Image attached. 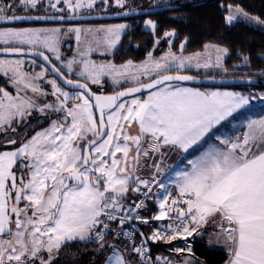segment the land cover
I'll use <instances>...</instances> for the list:
<instances>
[{"label": "snow or ice", "instance_id": "1", "mask_svg": "<svg viewBox=\"0 0 264 264\" xmlns=\"http://www.w3.org/2000/svg\"><path fill=\"white\" fill-rule=\"evenodd\" d=\"M100 6L104 11L120 9L116 14L122 16L137 12L129 0H0V55L39 57L48 65L30 77L22 70L23 59H0V72L11 73L17 93L30 89L33 94L13 97L0 89V131L7 133L6 125L16 117L23 123L33 112L57 115L49 128L13 150L0 151V264H54L61 249L73 242L94 243V255L104 257L96 264H172L166 257L153 258L149 242L187 240L193 233L200 235L209 223L219 228L217 237L224 238L227 264H264V117L247 120V131L240 136L217 137L223 147L210 146L188 160L189 167L175 172V194L158 179L169 153L198 149L215 134L217 125L249 104L251 97L240 93L181 86L180 82L197 80L188 74L193 68L227 72V48L208 43L201 52L178 55L171 50V38L176 36L172 30L154 36L155 45L164 39L170 46L164 56L155 58L149 52L140 64L131 60L120 66L97 64L87 59L92 45L104 47L105 53L115 49L129 25L12 26L32 20H79ZM153 7L149 3L139 13ZM227 8L228 25L242 21L264 27V19L239 5ZM21 11L25 14H18ZM33 11L44 15L28 14ZM143 23L155 34V20ZM65 32L84 47L62 61L59 47ZM89 36L92 40H82ZM187 42L186 37L179 45L181 53ZM243 62H249L247 55ZM48 74L53 76L47 80L50 93L34 82ZM105 77L119 88L134 86L114 95L92 92L89 83L103 86ZM145 92L146 98L137 95ZM47 96L55 101L37 102ZM259 98L264 100V94ZM133 124L136 134L131 132ZM5 144L17 141L6 135ZM154 185L163 193L157 194V213L148 218L141 212L152 199ZM150 220L171 222L150 235L137 229V222L149 225Z\"/></svg>", "mask_w": 264, "mask_h": 264}, {"label": "trees", "instance_id": "2", "mask_svg": "<svg viewBox=\"0 0 264 264\" xmlns=\"http://www.w3.org/2000/svg\"><path fill=\"white\" fill-rule=\"evenodd\" d=\"M136 3L138 4L134 8L146 7L148 0L136 1ZM153 4L155 5L153 9H157L155 12L125 18L129 21V28L111 56L114 63L143 59L152 48L154 36L162 37L165 31L174 30L176 36L173 50H178V44L186 37L188 42L183 51L185 53L203 51L204 44H218L229 50L228 56L224 59V66L229 71L226 77L257 79L254 85H232L221 88L233 90L257 88L264 91V30L242 21L228 25L225 20L228 5H239L250 15L264 19V0H168ZM166 4L172 7L162 6ZM145 16H150L157 22L158 29L155 34L142 28L141 20ZM164 46L163 48L166 47ZM161 50L162 48L156 52L161 53ZM244 55L249 57L247 64L243 62ZM3 85L5 81L0 78V88ZM188 242V249L203 264H224L229 258L224 251L208 248L203 238L194 237ZM173 244H157L153 251L166 252L173 247ZM96 247L94 243L85 245L74 242L66 245L61 249L54 264H96L97 260L102 262L104 257L94 255Z\"/></svg>", "mask_w": 264, "mask_h": 264}, {"label": "rangeland", "instance_id": "3", "mask_svg": "<svg viewBox=\"0 0 264 264\" xmlns=\"http://www.w3.org/2000/svg\"><path fill=\"white\" fill-rule=\"evenodd\" d=\"M136 1H144V0H129V3L131 4L132 8H134L135 5L138 4V3H136ZM166 1H168V0H148V4L149 3L153 4V3H157V2L163 3ZM111 2H112V0H110V3ZM49 11H51V10H49ZM119 11H121V10L117 9L115 7L109 8L107 11H104V10H102V6H100L95 11H92L90 13H85V15L95 14V13H115V12H119ZM125 11H127V9H125ZM18 14L23 15L25 13L21 11V12H18ZM28 14H30V15H44V12L33 11V12L28 13ZM228 14L229 13L227 10L225 17ZM251 16H253V15H251ZM149 18L153 19L150 16L143 17L141 20V26L143 29L150 31L153 34V32L150 29H147L144 27V23H143L144 19H149ZM153 20H155V19H153ZM116 24H127V25H129V21L127 19L110 21V22H103V21H98V22L65 21V22H61L60 21V22L53 23V24L52 23H39L37 25H32V24H26V23H19V24H15L12 26L26 27V28H48V29L60 27L62 29H66L72 25H76V26H80V27L85 28V29H87V28L98 29V28L108 27V26L116 25ZM251 25H253L259 29L264 30V27L257 26L254 23H252ZM168 31H172V30H168ZM122 36H123V34H122ZM122 36H121V38H122ZM171 39H172L171 50L176 52L178 55L183 54V55L187 56V55H191V54L195 53V52H192V53L183 52V53H181L179 51V45L184 40H182L178 44V50H173L172 47H173V44L175 42V37H173ZM82 40H89L90 41V40H92V37H90V36L89 37H82ZM119 44H120V42L117 44L115 49L108 50L107 53H105L104 47L97 48L95 46V44H93L92 47L94 48V50L90 52V54L87 56V59L94 61L97 64L111 62L117 66H120L129 60L122 62V63H114L112 61L111 56L113 55V53L115 52V50L117 49ZM163 45H165L166 47L164 46L165 48H163ZM0 46H2V45H0ZM82 47H84V45L78 44V42L76 41L75 36L73 34L65 32V34L61 38V43H60V47H59V55L61 56L62 61H65L66 59H71L74 55H76V53ZM169 47L170 46L168 45V43L164 39H161L160 43L158 45H155L153 42V45H152L150 52H152L153 57L159 58L161 56H164L169 51ZM221 47H223V46H221ZM161 48H162L161 53H160V51L156 52ZM46 54L50 55L52 57L53 62L58 67H63L62 61H55L53 54L47 53V52H46ZM147 55L148 54H146L145 57L139 61H133V60H131V61H133L134 64H140L142 61H144L147 58ZM18 58L24 60L22 70L25 73H27L30 77L37 74V73H40L42 71V67L38 64L37 61L35 64L32 63L33 58H31V57H28V56L27 57H16V56L0 55V59H18ZM77 58L79 59V57H77ZM228 73H229V71L224 72V71H221L220 69H210L207 71L204 69H200L199 71H197L196 69L193 68L188 74L195 75L197 77L217 78V77H226V75ZM9 76H11L10 72L7 74H5L4 72H0V78L5 81V85H3L0 89H4L8 93H10L13 97H15L17 95H19V96H33L30 89L27 90V92L22 90L19 93H17L16 87L13 85L12 81L9 79ZM52 78L53 77L46 75L43 80L34 81V82L36 84L40 85L44 92L50 93L52 91V89H51V86L47 84V80L52 79ZM142 79H146V78L142 77ZM89 86L93 90H107L110 93H113V92H116L119 90H124V89H126L127 86H134V85H126L125 88H119V87L112 84L110 78L105 77L103 86L94 85L91 83H89ZM211 88L212 87H204V89H211ZM219 88H221V87H219ZM64 90H66V89H64ZM247 91L249 93L248 95L251 97L250 109L248 111L241 112L240 115H235L234 119H229L228 121L224 122L221 126H218L214 130L215 134L211 135L210 138L209 137L205 138L207 141L206 143L201 142V145L198 147V149L189 150L187 155L190 157L185 155V153L177 151L176 153L179 156L176 158H173V160H171L169 162V167L171 169H168L166 174H165V169H163L164 171L158 177V179L159 178L161 179L165 175L164 179H169L170 182L172 183V185L175 186V184H174L175 172L180 171L182 169H185L186 167H189V165L187 164L188 160L195 159L196 157L201 155L204 151H206L210 146L223 147V145L220 143V139L235 138L236 136H240L241 135L240 131L242 128L241 124H244L245 122L247 123V120L252 119V118L260 119L261 117H264V100L259 98L262 94H264V91L259 90L257 88H249ZM0 95H2V94H0ZM139 95L146 98L147 93L139 94ZM33 99H37V97H33ZM124 99L130 100L131 97H127ZM45 101L48 103H53L55 101V97L47 96V97H40L37 99V102L40 104H42ZM69 106H71V103L69 104ZM55 119H57V115H55V114H50V113L49 114H43L40 112H33L31 116H28L25 118L23 123H20V118L16 117L15 121L11 124V126H7V125L5 126V127L9 128V131L7 133L0 131V146L2 147L5 145V136L6 135L10 138L15 136L16 139L17 140L19 139L21 142L25 139H30L33 135H35L36 132H39V131H42L44 129L49 128L50 122L52 120H55ZM44 120L48 121L47 125H45L44 127H41V128H37L33 132H29L30 129L34 128V126H36V125H39ZM10 127H15L17 129V131L15 133H12L10 131ZM246 131H247V129H246ZM131 132H132V134H136L137 125H135V124L132 125ZM217 137H219L220 139H217ZM18 142L19 141H17V143ZM16 146L18 147L17 144L16 145H10L9 147L11 149L7 148V149H3L1 151L13 150ZM117 155H120V154H117ZM13 170L15 171V168ZM143 174L144 173H141V175H143ZM20 175L21 174L19 172H17V176H20ZM23 175H24L25 179H27V173H24ZM172 192H176V189H173ZM22 206L23 205H21V207ZM200 232H201V234L200 235L195 234L196 235L195 237L203 238L204 242L208 248L224 251L226 254L229 255V252H228L227 248L225 247L224 238L222 236L218 238L216 235V233L219 232V228H215L212 226L211 223H209L208 225H205L200 230ZM188 240H191V239H188ZM174 246H176L175 243L173 244V247ZM110 251L111 250L109 249V252ZM109 252H107L106 255H108ZM170 256L172 257L173 264H199L198 261H201L200 259L195 257L192 254L191 250L189 251V249H186L184 252L171 253ZM45 257H46V254H45ZM37 264H38V262H37Z\"/></svg>", "mask_w": 264, "mask_h": 264}, {"label": "water", "instance_id": "4", "mask_svg": "<svg viewBox=\"0 0 264 264\" xmlns=\"http://www.w3.org/2000/svg\"><path fill=\"white\" fill-rule=\"evenodd\" d=\"M135 9H137V12L133 13L132 15H129V16L117 15L116 14L117 12H115V13H95V14L84 15V17L82 19L74 20L72 22L114 21V20H117V19H125V18H129V17H134V16L148 15V14H151V13H153V12H155L157 10L155 8L154 9L152 8L149 12H147L145 14H140L139 13V9L140 8H135ZM33 22L57 23V22H60V21H52V20L38 21V20H32V21L17 22L16 24H19V23H33ZM28 57H31V56H28ZM31 58L36 59L37 62L41 63L45 67H48V65L44 61H42L39 57H35V58L31 57ZM180 83L182 85L196 86V87H198V86L224 87V86H232V85H254L255 83H257V79L253 78V77H217V78L198 77L196 81H185V82H180ZM124 90H126V89H124ZM96 94L114 95L115 92H113V93L100 92V93H96ZM140 94H144V93H140ZM137 95H139V94H137ZM125 98H127V97H125ZM122 99H124V98H122Z\"/></svg>", "mask_w": 264, "mask_h": 264}, {"label": "built area", "instance_id": "5", "mask_svg": "<svg viewBox=\"0 0 264 264\" xmlns=\"http://www.w3.org/2000/svg\"><path fill=\"white\" fill-rule=\"evenodd\" d=\"M154 188L156 190V187L154 185ZM171 194H175L174 192H170ZM155 191L152 193V199L148 200L147 203V209L141 212V215L151 218L152 216H154L157 211H158V203H156V201L158 200V198L155 197ZM171 221L168 220H164V221H155V220H150V224L149 225H142L139 224V222H137V229L139 231L144 232L146 235H150L152 233L153 230H155L156 228L160 227L161 225L163 226H167L168 223H170ZM111 239V238H109ZM139 238H137V242H138ZM189 240H184V239H177L172 241L171 243H175L176 246L169 248L166 250V252H157V251H153L154 247L157 246V244L160 243H165V242H149V247L151 249V256L153 258L155 257H166L168 258L170 261H172V257L170 256L171 253H178L175 252L173 249L174 248H183V249H188L189 246ZM167 244V243H165ZM184 252V251H183Z\"/></svg>", "mask_w": 264, "mask_h": 264}, {"label": "crops", "instance_id": "6", "mask_svg": "<svg viewBox=\"0 0 264 264\" xmlns=\"http://www.w3.org/2000/svg\"><path fill=\"white\" fill-rule=\"evenodd\" d=\"M181 86H183V87H195V86H187V85H181ZM196 88H199L201 91H214V90H220V91H229V92H236V93H240V94H242V95H245V96H249L248 94V91L247 90H233V89H229V88H219V87H212L211 89H204V88H201V87H196ZM250 104H251V102L249 101V104L248 105H246L244 108H242V109H240V110H238L237 111V113H235L234 114V116L235 115H240L241 114V112H244V111H248L249 109H250ZM230 119H234V117L233 118H230ZM252 119H258V118H252ZM224 122H222V124H223ZM222 124H220V125H217L216 126V128L218 127V126H221ZM136 125V124H135ZM245 125H246V122L244 123V124H241V126H242V128H241V134L244 132V131H246V127H245ZM215 130V129H214ZM185 155H187V153H185ZM179 155H177V153L176 152H173V153H169V156L165 159V161L162 163V165H161V167H162V169H165V174H166V172H167V170L168 169H171L170 167H169V162L171 161V160H173V158H176V157H178ZM188 156V155H187ZM188 157H190V156H188ZM165 176V175H164ZM164 176L160 179V180H162L165 184H166V186L168 187V192L170 193V192H172V190L173 189H176L175 188V186L174 185H172V183L170 182V180L169 179H164ZM164 179V180H163ZM158 193H163V189H160V188H156V190H155V197L156 198H158V196H157V194ZM175 193V192H174ZM196 233H193V235L192 236H189V237H187V239H193L196 235H195ZM229 259V258H228ZM228 261V260H227ZM227 261L224 263V264H227ZM199 262V264H203L202 263V261H198ZM187 263V262H186ZM172 264H173V262H172Z\"/></svg>", "mask_w": 264, "mask_h": 264}, {"label": "flooded vegetation", "instance_id": "7", "mask_svg": "<svg viewBox=\"0 0 264 264\" xmlns=\"http://www.w3.org/2000/svg\"><path fill=\"white\" fill-rule=\"evenodd\" d=\"M38 24L39 23H46V22H37ZM53 24V23H52ZM32 25H37V24H32ZM38 64L41 66L42 64L41 63H39L38 62ZM49 76H51V77H53L51 74H48ZM91 88V87H90ZM64 89H66V90H68V91H71V90H69V89H67V88H64ZM91 90L93 91V92H95V93H100V92H103V93H110L109 91H107V90H93L92 88H91ZM48 124V121H46V120H44L42 123H40L39 125H36V126H34V128H32V129H30V131L29 132H33L35 129H37V128H41V127H44L45 125H47ZM12 139H15L16 141H19L18 143H17V145L19 146V144H20V140L18 139H16V137L14 136V137H12ZM10 145H4V146H0V151L1 150H3V149H7V148H10L9 147ZM17 147V146H16ZM11 149V148H10ZM15 171H17V172H19L17 169H15ZM20 173V172H19ZM21 174V173H20ZM24 174V173H23ZM5 239H7V237H4Z\"/></svg>", "mask_w": 264, "mask_h": 264}]
</instances>
